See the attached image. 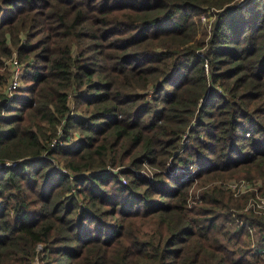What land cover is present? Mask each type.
Listing matches in <instances>:
<instances>
[{
	"label": "trees",
	"instance_id": "trees-1",
	"mask_svg": "<svg viewBox=\"0 0 264 264\" xmlns=\"http://www.w3.org/2000/svg\"><path fill=\"white\" fill-rule=\"evenodd\" d=\"M242 177L264 193V0H0V264H264V215L210 184Z\"/></svg>",
	"mask_w": 264,
	"mask_h": 264
},
{
	"label": "built area",
	"instance_id": "built-area-1",
	"mask_svg": "<svg viewBox=\"0 0 264 264\" xmlns=\"http://www.w3.org/2000/svg\"><path fill=\"white\" fill-rule=\"evenodd\" d=\"M203 18H206L204 15ZM6 66L8 67V70L10 72L9 74V80L7 82V85L4 88V91L6 95L9 98V101L13 100V98L16 95V91L22 86L23 82V75L25 71V65L17 58V56L14 54L12 57L7 59L5 61ZM205 67L208 70V63H205ZM62 128L58 131V137L53 140L52 146L58 147V146H65L69 145L67 143V139L62 138ZM74 135H71V138ZM76 137V136H74ZM18 161H6L4 163H1V165H16ZM198 167H195L193 169V172ZM210 184H219L225 187L226 189L233 192L235 196H243L244 194H248V202L246 209H251L255 213L264 215V193L261 191V185L262 181L260 179H247V178H227L226 180L216 181V183L213 181ZM254 245V244H253ZM261 254L264 258V249L260 250Z\"/></svg>",
	"mask_w": 264,
	"mask_h": 264
},
{
	"label": "rangeland",
	"instance_id": "rangeland-1",
	"mask_svg": "<svg viewBox=\"0 0 264 264\" xmlns=\"http://www.w3.org/2000/svg\"><path fill=\"white\" fill-rule=\"evenodd\" d=\"M242 1H245V0H240V2H242ZM203 16H204V14H202ZM201 15V16H202ZM203 16H202V18H203ZM208 19L209 18H203V21H205V20H207L208 21ZM213 17H212V20H210L209 21V26L211 25V23H212V21H213ZM211 27V26H210ZM15 54V53H14ZM13 54V55H14ZM16 55V54H15ZM16 56H18V55H16ZM18 58V57H17ZM24 65H25V69L27 70L28 69V62H22ZM7 69H8V67H7ZM26 72V71H25ZM27 84V82L26 81H24V79H23V82H22V86L21 87H24L25 85ZM13 101H14V98H13V100H11V101H9V106L10 105H12V103H13ZM72 132H73V135L74 136H76V137H72L71 139H69L68 141H67V143L69 144V145H72V144H74V142L76 141V139H77V137L79 136V133H78V130H72ZM152 170L153 169H151V168H149V167H145L144 169H143V171L145 172V173H148V174H152ZM221 180H226V178H220V179H215L214 180V182L216 183V181H221ZM196 181H195V184L192 186V188H191V191L195 188V185H196ZM198 191L200 190V189H197Z\"/></svg>",
	"mask_w": 264,
	"mask_h": 264
}]
</instances>
